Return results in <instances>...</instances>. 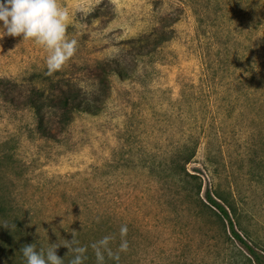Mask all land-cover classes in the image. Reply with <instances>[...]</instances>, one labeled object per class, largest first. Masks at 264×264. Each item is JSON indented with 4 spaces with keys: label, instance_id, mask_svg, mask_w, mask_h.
I'll return each mask as SVG.
<instances>
[{
    "label": "rangeland",
    "instance_id": "374dc122",
    "mask_svg": "<svg viewBox=\"0 0 264 264\" xmlns=\"http://www.w3.org/2000/svg\"><path fill=\"white\" fill-rule=\"evenodd\" d=\"M58 3L77 48L51 76L41 46L0 38V264L73 236L96 264L90 245L111 236L115 253L121 225L128 250L104 264H256L205 196L227 200L264 257V0ZM113 60L99 112L64 110L61 125L49 92L39 130L22 95L68 89L92 106Z\"/></svg>",
    "mask_w": 264,
    "mask_h": 264
},
{
    "label": "clouds",
    "instance_id": "9594fccd",
    "mask_svg": "<svg viewBox=\"0 0 264 264\" xmlns=\"http://www.w3.org/2000/svg\"><path fill=\"white\" fill-rule=\"evenodd\" d=\"M69 13L60 6L58 0H0V38L4 36L18 37L23 40H32L47 52V75L59 71L75 54L77 41L67 39ZM8 225L7 223L0 226ZM120 244L114 253L110 248L111 236H104L92 243L96 264H104L105 254L119 260V253L128 250L127 225L120 227ZM61 245L69 249L72 258L68 264H83L86 246H80L73 239L64 244H48L47 248L37 250L35 244L25 245L21 248L24 264H64L56 254V249Z\"/></svg>",
    "mask_w": 264,
    "mask_h": 264
},
{
    "label": "trees",
    "instance_id": "16d2710c",
    "mask_svg": "<svg viewBox=\"0 0 264 264\" xmlns=\"http://www.w3.org/2000/svg\"><path fill=\"white\" fill-rule=\"evenodd\" d=\"M120 62H121L120 60H113L110 63H108L107 66L102 67V72L100 73V79H99V87L96 85L93 88L94 94L95 95L98 94L100 96L95 101L93 100L91 101L92 106L90 105L88 101L79 99L80 97H78L77 94L72 95L71 94L72 91L68 89L66 91H62L59 94L55 95V92L53 91L45 90V88H42V87L41 88L34 87L31 90H29L26 94L22 95L27 100L25 101L26 105L31 107L39 118L38 119L39 120V124H38L39 130H41L42 132H45V128L47 127V124H45L43 121V114H44V108H45L44 99L46 98V96L50 97L51 95H53V99L59 101L60 104L57 106V108L60 112V118H59L60 122L59 123L61 125H67L70 120V115L63 114L64 110L73 112L74 110L78 109L81 111L85 110V111L91 112L89 111V109L93 108L94 113L99 112L102 109L101 96L103 95L105 91V81H107V76L111 73H115L119 77L122 76V69H121ZM49 92L51 95H48ZM17 98H19V96ZM179 170H180L179 176L185 175L186 177L189 176L190 178H195L193 175H188L187 173H185L183 167H180ZM198 190H200L199 187H198ZM215 197L216 198H214L209 192H207L205 199L208 201V203L211 206H213L219 212L222 219H224L228 223V227H229L231 235L233 236L235 241L239 245L244 247L245 250L252 256L254 262L256 264H264V257L260 254H257L243 240V238L239 235V233L235 230L234 223L228 211V209L230 208H228V206H224L218 201V199H220L221 201L226 202L227 204V200L220 195H215Z\"/></svg>",
    "mask_w": 264,
    "mask_h": 264
}]
</instances>
